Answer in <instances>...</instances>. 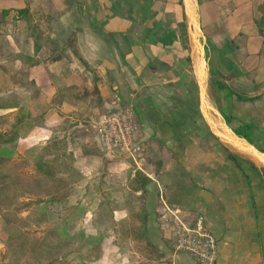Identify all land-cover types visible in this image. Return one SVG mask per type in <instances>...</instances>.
<instances>
[{"label": "crops", "instance_id": "1", "mask_svg": "<svg viewBox=\"0 0 264 264\" xmlns=\"http://www.w3.org/2000/svg\"><path fill=\"white\" fill-rule=\"evenodd\" d=\"M198 1L211 73L212 57L223 68L218 75L230 76L237 91L246 90L243 86L250 96L263 91L247 102L220 90L224 112L233 128L252 125L264 140V42L255 23L263 0ZM27 6L42 45L35 49L25 19L9 15L0 35V91L18 93L30 122L42 116L45 126L22 132L16 155L46 143L50 128L64 119L76 122L69 132L76 142L69 143L73 159L53 152L47 162L81 172L85 196L106 172L115 220L128 223V176L141 170L151 178L142 205L154 253L149 259L138 255V264H197L187 253L174 252L172 218L162 201L178 209L188 225L204 219L218 240L217 264H264V172L237 167L189 110L184 95L192 86L191 65L181 0H0V9ZM129 105L141 124L133 156L103 148L96 131L101 113ZM98 157L104 164L92 160ZM139 195L129 197L138 206ZM97 203L98 198L92 210ZM59 206L49 208L54 219L66 220L70 233L75 228ZM92 212L83 219L91 238L83 240L85 264H130L114 236L100 238Z\"/></svg>", "mask_w": 264, "mask_h": 264}, {"label": "trees", "instance_id": "2", "mask_svg": "<svg viewBox=\"0 0 264 264\" xmlns=\"http://www.w3.org/2000/svg\"><path fill=\"white\" fill-rule=\"evenodd\" d=\"M259 11L261 15L255 19V23L264 42V0L259 5ZM13 12L27 21L29 34L34 39L35 49L38 50L42 45V35L28 6L0 9V35L7 18ZM184 45L187 49L185 31ZM212 75L211 86L215 90L225 89L231 96L240 100L254 101L259 97L258 94L250 96L237 91L230 82V76H214L213 72ZM214 96L227 122L233 127V118L224 112L221 98ZM4 110L7 112H2ZM28 120L29 109L24 99L15 91H0V215L5 223L16 224L22 228L16 235L7 237L0 264H75L71 256L76 252L80 241L79 234L66 233L63 230L59 232L66 226V220L51 219L49 206L67 204L83 175L78 170H72V165L62 162L50 164L47 158L55 152L59 156H70L73 159V153L68 150L69 143L71 141L76 146V142L69 140V132L77 123L64 119L57 126L50 128L52 133L46 143L29 150L25 158H19L16 153L22 132H25L23 126ZM30 123L32 126H45L42 116ZM240 127L234 129L252 142L247 135L252 126L241 124ZM208 134L241 170L243 164H247L254 170L264 172V169H259L230 152L211 132L208 131ZM105 176L106 172H101L98 203L92 212V226L98 231L101 239L109 235L114 236V242L129 253L130 264H138L139 256L151 258L154 246L148 235V213L142 205L151 178L141 170H135L134 174L129 175L128 188L134 193L140 192L138 197L141 205H135L132 199L126 200L128 223L123 224L114 218V200ZM25 209L28 214L23 216L21 212Z\"/></svg>", "mask_w": 264, "mask_h": 264}, {"label": "water", "instance_id": "3", "mask_svg": "<svg viewBox=\"0 0 264 264\" xmlns=\"http://www.w3.org/2000/svg\"><path fill=\"white\" fill-rule=\"evenodd\" d=\"M185 40L191 71L198 88V114L208 131L230 152L244 158L259 169H264V149L240 135L226 120L213 94V78L207 56L208 40L199 13L198 0H182Z\"/></svg>", "mask_w": 264, "mask_h": 264}, {"label": "built area", "instance_id": "4", "mask_svg": "<svg viewBox=\"0 0 264 264\" xmlns=\"http://www.w3.org/2000/svg\"><path fill=\"white\" fill-rule=\"evenodd\" d=\"M100 145L106 149L116 148L122 154L134 155L141 134V124L133 106H125L112 112L101 113L96 122ZM163 205L172 218V248L175 253L190 255L197 264H217L218 240L199 217L193 225L186 224L180 211Z\"/></svg>", "mask_w": 264, "mask_h": 264}, {"label": "rangeland", "instance_id": "5", "mask_svg": "<svg viewBox=\"0 0 264 264\" xmlns=\"http://www.w3.org/2000/svg\"><path fill=\"white\" fill-rule=\"evenodd\" d=\"M211 61H212L211 62L212 63V72L214 73V76L218 75L219 73H221V71H222L221 69H223V68H221V66L219 65L218 61H215V58L213 59L211 57ZM213 63H214V65H213ZM263 68H264V63L262 65V69ZM188 72H189V74L191 76L190 78H191V81H192V84H191L192 86H191L190 93H188L187 95L185 94L184 96L187 97V99L190 100V105H189L190 109L189 110L191 111V114L193 116H197L196 118H198L199 122L203 125V128H205L208 131V128L206 127L205 123L203 122L201 116L199 114H197V111H198L197 110V108H198V106H197V104H198V88H197V85L195 84V80L193 78L192 71H190L189 68H188ZM263 77H264V73H263ZM243 88L246 89V90H241L240 92H242L244 94H247V92H249V91H247V88H245V86H243ZM212 89H213L212 90L213 94L219 96L220 90H217V89L215 90V88H212ZM5 91H8V90H5ZM243 91H245V92H243ZM261 91L259 90L258 92H255V94H258ZM247 102H251V101H247ZM28 121L29 122L24 124V126H23L24 130L23 131H28V130L33 128L32 124L30 123V120H28ZM247 122H248V119H247ZM252 128H253V126H252ZM252 128H251L250 132L249 131L247 132V135H248L249 139L257 147H260V148L264 149V140L261 139V138H258V137H262L261 134H259L255 130L252 132V130H253ZM240 129H241V127H240ZM90 134H91L92 137L95 136L93 129H92V131H90ZM94 148L98 149L97 147H94ZM98 150L101 152L100 149H98ZM16 157H19V158H23L24 157L25 158L24 155L23 156L22 155H20V156L17 155ZM92 160H98V161L101 162V164H104V160L102 162V159L100 157H98V159L94 158ZM47 161H49V160H47ZM87 162H88V165H92L93 167L97 166L95 161H91V159H88ZM81 163H82V166H83V158L81 160ZM99 173H100V171H99ZM106 183H107L108 187H109V185L110 186L113 185L111 183V181L109 183L107 179H106ZM84 190H85V187H83L82 185L78 184L77 188L75 189L74 193L72 194L70 205L67 208H64L66 204L65 205H60L59 207H57V208H62L61 209L63 211L62 216H66L67 218H69V222H72L73 228H75V229H74V231L72 230V232L70 231V233H78L79 237H80V241L78 242L76 252L71 256L72 259L74 260L75 264H85V262H84L85 258L83 256V253L84 254L88 253V251L86 250V246L84 245L83 240L84 239L88 240V239H91V238H86V237H88V235H87V233H85V231H83V225L88 223V222H84L83 219H87L89 214H90V211H93L92 209L94 208L95 203H96L97 198H98V192L97 191H99V186H96L94 188H89L87 196H85L86 194H84V192H85ZM125 191L128 194V195L125 194V196H127L126 200H128L129 197H131L130 195L134 194V192H132L128 188V180H127V188H126ZM116 196L119 197V195H116ZM83 198H84V201H83ZM124 201H125V199H124ZM51 205H53V204H51ZM116 207H117V205H116ZM50 211H51V209H50ZM54 212L57 213L56 210ZM21 214L23 216H26L28 214V211L25 209V210H23L21 212ZM50 216H51V219H54L56 217V215H53L52 212H50ZM91 223H92V220H91ZM21 230H22V228L20 226L16 225V224H7V223H5L3 218L0 215V258L3 256V254L5 252V244L4 243H5L6 239H7V237L10 236V235H16ZM62 230L68 232L70 230L69 225L66 224V226L61 228L59 230V232H61ZM123 251H125V250H123ZM125 252H127V251H125Z\"/></svg>", "mask_w": 264, "mask_h": 264}]
</instances>
